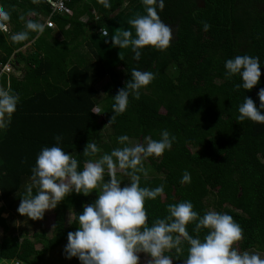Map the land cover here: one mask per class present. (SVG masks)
Listing matches in <instances>:
<instances>
[{
    "label": "trees",
    "instance_id": "trees-1",
    "mask_svg": "<svg viewBox=\"0 0 264 264\" xmlns=\"http://www.w3.org/2000/svg\"><path fill=\"white\" fill-rule=\"evenodd\" d=\"M202 1L165 0L158 15L177 27L173 39L164 51L145 46L137 61L130 47L120 49L111 42V36L123 29L134 35L128 21L137 15L125 12L130 4L124 7V0H107L108 7L97 0H69L66 4L73 12L53 14L56 28L46 26L39 36L29 32L19 43L11 41L12 34L25 30L19 17L45 24L51 6L47 0L38 4L0 0V8L10 15L8 31L0 32V64L11 65L9 71L0 68V89L19 97L10 116L0 114V259L43 264L49 253L67 243L68 232L76 231V216L83 206L97 198V190L87 196L66 195L54 208L52 236L45 229L18 231L14 213L42 148L61 147L82 170L85 161H97L123 147L117 142L120 135L126 134L127 146H134L144 144L145 137L158 140L165 129L175 136L171 149L141 162L147 175L139 174L140 186H164L156 199L145 200L147 223L166 217L168 204L187 200L198 213L197 220L211 207L231 215L242 229L240 251L264 254V123L236 120L245 96L258 107L257 92L264 88V0ZM204 21L210 25L207 31ZM100 28L108 29L109 37L101 36ZM81 48L87 49L83 57L78 54ZM237 55L259 57L260 82L251 90L234 88L241 83L239 76L231 80L224 76L225 61ZM132 68L149 71L154 78L140 89L139 100L130 96L126 111L109 122L112 97L131 78ZM107 77L100 89L98 84ZM57 135L62 137L59 144ZM88 142L95 143L98 151L84 156ZM185 170L191 179L181 185ZM127 171L116 168L121 187L130 184ZM108 179L105 168L104 181ZM69 212L74 214L72 220ZM197 220L188 223L186 231L202 239L207 230L194 232ZM39 223L31 219L29 225ZM181 249L164 254L172 257L173 264H183L186 242ZM71 264L81 262L73 257Z\"/></svg>",
    "mask_w": 264,
    "mask_h": 264
},
{
    "label": "clouds",
    "instance_id": "clouds-1",
    "mask_svg": "<svg viewBox=\"0 0 264 264\" xmlns=\"http://www.w3.org/2000/svg\"><path fill=\"white\" fill-rule=\"evenodd\" d=\"M31 2L38 4L40 0ZM97 2L108 7L107 0ZM141 3L145 14L137 15L128 21L134 29V35L132 31L124 30L111 36L113 46H119L120 49L130 47L133 58L137 61L141 57V49L145 46L164 51L173 39L172 28L158 15V10L162 12L164 9L165 0H141ZM123 6H127V0H124ZM72 12L69 9L53 14ZM53 14L50 13L49 16L53 18ZM94 14L98 19L99 16ZM27 15L31 16L32 12L29 11ZM9 19L8 11L0 8V32L8 31ZM19 19L24 21L25 30L11 35L13 43L27 40L29 32H35L37 36L43 34L46 27L44 23L25 19L24 15ZM202 24L204 31L210 28L206 21ZM101 36L107 38L109 34L102 30ZM104 42L108 43V40L105 39ZM224 68L226 79L231 80L233 76H239L241 83L234 85L236 89L251 90L260 82L259 57L237 55L227 59ZM130 77L125 86L112 97L113 116L109 122L126 111L130 96L139 100L140 89L151 82L154 74L132 68ZM257 95L260 101L258 107L252 98L245 96L238 106L237 121L247 119L264 123V88H260ZM18 100L19 97L10 90L0 89V114L10 116L15 111ZM54 139L59 144L62 137L57 135ZM128 140L126 134L118 136L117 142L124 145L123 147L112 149L97 161H85L82 170H78L77 159L61 147L42 148L32 168L31 183L25 185V194L21 196L16 211L32 220H40L46 210L56 208L69 193L87 196L97 190L95 201L85 204L82 213L76 216L78 228L74 232H68L67 243L63 249L67 259L76 257L81 264H139L140 253L149 257L147 264H173L172 257L164 253L170 249L180 253L183 242L187 243V255L183 264H264V258L259 254L241 252L234 246L235 242L241 239L242 229L227 213L207 211L197 220L198 213L193 210L192 203L186 200L168 204V215L156 218L149 225L144 207L145 200L156 199L163 193L164 186L161 184L151 189L140 186L139 174L147 175L141 162L150 156L159 157L165 150L171 149L175 136L165 129L161 130L158 140L145 137L144 144L127 146ZM97 151V145L88 142L83 155H94ZM105 168L109 177L107 181H104ZM116 168L129 170L127 175L130 177V184L121 187V180L116 178ZM190 179V174L185 170L180 184L188 183ZM193 220H197L194 232L207 230L202 239L199 235L191 236L186 231V225ZM173 233L176 234L175 237Z\"/></svg>",
    "mask_w": 264,
    "mask_h": 264
},
{
    "label": "rangeland",
    "instance_id": "rangeland-1",
    "mask_svg": "<svg viewBox=\"0 0 264 264\" xmlns=\"http://www.w3.org/2000/svg\"><path fill=\"white\" fill-rule=\"evenodd\" d=\"M131 4H132V2L130 3V5L128 7L125 8V12H127L128 14L131 13V14H136V15H143V14H145V12H144V6L142 5L141 0H133V4L132 5ZM138 4H141L143 7L138 8L137 7ZM123 30H125V29H123ZM120 32H122V30ZM120 32L118 31L115 34H118ZM55 33H56L55 35H57L59 38H62V35L59 32V30H55ZM27 48L26 49L23 48V51L27 50ZM83 53H87V49L86 48H81L78 54H79V56L81 55L83 57ZM107 81H108V77L105 78L103 81H101L98 84L99 88L102 89L103 85ZM210 210L211 211H214V209L212 207H211ZM3 215L5 217L9 216L8 213H4ZM14 216H15L14 219H13V221L15 223L14 225H16V228L18 229V231H21V227H28V228L31 227L33 230H38V229L39 230H42V229H45L47 231V233L49 234V236H52L53 235L54 221H55V218H56V213H55L54 209L46 210L45 211V214H44V217L39 220L40 223L39 224H34L33 226L32 225H29V223L31 221L30 218H27V217H25L23 215H19V214H17V212L14 213ZM73 216H74V214L72 212H69V214H68L69 220H72L73 219ZM0 230H2V229H0ZM1 236H2V234H1V231H0V238H2ZM22 236L23 235L21 234V237ZM64 246H65V244L59 246L54 251H52L51 253H49L47 255V257H46V259H45V261H44L43 264H71L72 258L71 259H67L65 257V255L63 254ZM234 246L238 249V251H240V249L238 247V241L235 242V245ZM37 247L38 248H41V244H37ZM248 252H250V253L255 252V253L259 254L262 258H264V254L263 253L256 252V251H253V250H249ZM138 255L140 256L139 264H147V261H148L149 257L146 254H144V253H140ZM4 261L5 260H3L2 258L0 259V263L4 264ZM8 264H13V263H12V261H9Z\"/></svg>",
    "mask_w": 264,
    "mask_h": 264
},
{
    "label": "built area",
    "instance_id": "built-area-1",
    "mask_svg": "<svg viewBox=\"0 0 264 264\" xmlns=\"http://www.w3.org/2000/svg\"><path fill=\"white\" fill-rule=\"evenodd\" d=\"M47 1L51 5V15L53 13L65 12V11H68L69 10L68 7H67V4H66L69 0H47ZM45 25L48 26V27H52V28H55L56 27V23L52 19L51 16H49L46 19ZM102 30L108 33V30L106 28H101L100 31L102 32ZM10 67H11L10 64L5 65L4 67L2 66V64H0V68L2 69V71H9L10 70ZM12 263L13 264L14 263H17L18 264L19 262L14 261Z\"/></svg>",
    "mask_w": 264,
    "mask_h": 264
},
{
    "label": "flooded vegetation",
    "instance_id": "flooded-vegetation-1",
    "mask_svg": "<svg viewBox=\"0 0 264 264\" xmlns=\"http://www.w3.org/2000/svg\"><path fill=\"white\" fill-rule=\"evenodd\" d=\"M197 2L200 4V2H203L202 0H197ZM128 4H130V2H127ZM165 24L169 25L172 28L173 31V35L175 34L176 28L172 23H169L167 21H163Z\"/></svg>",
    "mask_w": 264,
    "mask_h": 264
},
{
    "label": "crops",
    "instance_id": "crops-1",
    "mask_svg": "<svg viewBox=\"0 0 264 264\" xmlns=\"http://www.w3.org/2000/svg\"><path fill=\"white\" fill-rule=\"evenodd\" d=\"M57 32H58V31H57ZM56 36H57V35H56ZM57 37H58V36H57ZM0 229H1V228H0ZM0 231H1V234L3 235V232H2L3 230H0ZM1 237H2V236H1ZM0 241H1V238H0ZM8 263H9L8 261H6V260L4 261V264H8Z\"/></svg>",
    "mask_w": 264,
    "mask_h": 264
},
{
    "label": "water",
    "instance_id": "water-1",
    "mask_svg": "<svg viewBox=\"0 0 264 264\" xmlns=\"http://www.w3.org/2000/svg\"><path fill=\"white\" fill-rule=\"evenodd\" d=\"M2 205H3V202L0 201V206H2Z\"/></svg>",
    "mask_w": 264,
    "mask_h": 264
},
{
    "label": "bare ground",
    "instance_id": "bare-ground-1",
    "mask_svg": "<svg viewBox=\"0 0 264 264\" xmlns=\"http://www.w3.org/2000/svg\"><path fill=\"white\" fill-rule=\"evenodd\" d=\"M15 264H17V263H15ZM19 264V263H18Z\"/></svg>",
    "mask_w": 264,
    "mask_h": 264
}]
</instances>
